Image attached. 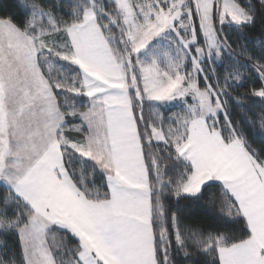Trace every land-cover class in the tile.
<instances>
[{
	"label": "snow or ice",
	"instance_id": "snow-or-ice-1",
	"mask_svg": "<svg viewBox=\"0 0 264 264\" xmlns=\"http://www.w3.org/2000/svg\"><path fill=\"white\" fill-rule=\"evenodd\" d=\"M0 264H264V0H0Z\"/></svg>",
	"mask_w": 264,
	"mask_h": 264
},
{
	"label": "trees",
	"instance_id": "trees-1",
	"mask_svg": "<svg viewBox=\"0 0 264 264\" xmlns=\"http://www.w3.org/2000/svg\"><path fill=\"white\" fill-rule=\"evenodd\" d=\"M7 2L11 5V4L15 3L16 0H7ZM13 10H14V11H19V10H17V9H13ZM233 35H235V33H234ZM241 43H248V42H247V41H241Z\"/></svg>",
	"mask_w": 264,
	"mask_h": 264
}]
</instances>
